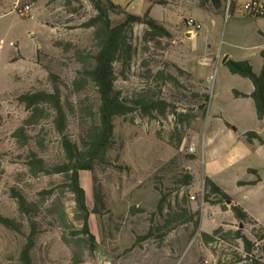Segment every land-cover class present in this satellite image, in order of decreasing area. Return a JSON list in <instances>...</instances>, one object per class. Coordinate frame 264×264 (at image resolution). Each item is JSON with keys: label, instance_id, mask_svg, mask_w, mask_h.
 Instances as JSON below:
<instances>
[{"label": "rangeland", "instance_id": "obj_1", "mask_svg": "<svg viewBox=\"0 0 264 264\" xmlns=\"http://www.w3.org/2000/svg\"><path fill=\"white\" fill-rule=\"evenodd\" d=\"M111 1L121 6L122 12L141 17L148 14L169 32L168 37L150 41L146 36L148 28L136 25L129 35L131 54L120 56L115 64L116 88L128 101L141 98L142 91L154 85L152 76L158 71L176 73L174 65L197 71L208 55L216 62L204 66L211 77L207 117L190 98L197 85L182 78L181 89L168 85L162 95L178 113L194 114L196 119L191 123L180 124L172 109L165 115L137 110L116 119L114 145L107 160L97 165L94 173L81 172L89 208L95 209L96 186L103 198L100 215L90 217L97 247L93 251L84 247L82 264H99L97 253L101 250L113 264H138L144 259L158 258L157 252L161 260L177 257L164 264H252L253 258L264 264V240L259 241L260 236L264 237L263 228L245 225L243 233L252 249L248 254L236 235L239 221L234 214L227 213L229 209L214 198L208 199L207 190L202 205L200 193L207 170L205 137L214 124V114L221 109L239 124H257L252 122L251 105L239 107L222 102L230 98L231 87L244 82L224 67L223 60L227 56L235 61L248 60L254 71L260 72L264 17L232 13L227 18V11L216 16L196 9L194 0H168L166 6L158 4L159 0H154L155 4L145 0ZM27 7L31 8V15L23 13ZM96 16L89 0H0V216L23 226L22 233H16L0 223V264H19L31 232L30 219L21 213L13 191L34 204L31 217L39 234L32 253L33 264H76L74 258L79 249L73 234L82 224L76 220L75 196L63 175L35 176L30 159L35 153L49 168L64 163V138L80 144L88 127L97 121L100 96L88 76L98 52L97 27L91 26ZM123 17L112 18L117 23ZM190 17L203 26L194 40L185 36L189 32L185 21ZM37 92H59L67 115L64 131L58 127L52 107H43L34 118L20 100ZM19 129H23V137L17 134ZM180 137L184 140L177 150L174 145ZM193 143L198 157L194 165L190 158L195 156L189 151ZM186 172L195 175L190 187L180 184ZM237 173L231 170L221 177L228 180V190L235 200L251 209L264 226V214L256 211V207H264V202L253 201L248 198V188L232 184ZM163 196L166 199L160 205ZM192 196L197 200L192 201ZM59 205L67 213L68 225H64L56 211ZM185 211L196 214L198 226L194 222L180 223L186 217ZM210 213L213 218H209ZM168 221L173 228L163 236ZM215 224L222 225L218 229L223 231L218 235L212 231ZM150 230L157 232L142 241ZM206 233L210 239L204 237Z\"/></svg>", "mask_w": 264, "mask_h": 264}, {"label": "trees", "instance_id": "obj_2", "mask_svg": "<svg viewBox=\"0 0 264 264\" xmlns=\"http://www.w3.org/2000/svg\"><path fill=\"white\" fill-rule=\"evenodd\" d=\"M95 10L97 16L91 20V26L97 27V39H98V52L94 57L95 64L88 71V76L98 89L100 96V104L98 108L97 121L92 123L86 132V136L82 142L74 143L68 137L63 140L64 150L66 152V161L60 165L49 168L46 163L40 159L35 153H32L30 159V168L35 176L41 173L49 174H61L68 181V188L75 196L77 205V217L76 220L82 224V228L77 230L73 235L75 237V245L79 249L77 255L74 258L76 264H82L84 253V247H88L90 250H95L97 247V237L92 233L90 229V217L91 215L99 216V206L103 204V198L100 195V191L97 186L95 187V209L91 210L87 203V193L81 184V172L94 173L95 167L101 163H104L109 151L114 145L115 137V121L117 118L126 117L130 113L137 110H142L148 115H152L155 112L165 115L169 109L177 116L178 122L182 125L191 123L196 116L194 114H188L185 112L178 113L177 108L170 104L166 98L163 97V89L170 85L179 90L182 88V78H186L189 81H193L197 88H192L191 101L196 106V109L204 111V115H207V106L211 99L210 87L208 81L198 79L189 73L184 68H180L174 65L176 73L169 70L158 71L153 74V86H149L148 90L142 91V97L138 100L128 101L125 99L120 91L116 88V71L115 64L120 56L130 55L132 47L129 45V35L133 33V29L136 25H145L148 28L146 36L150 41L162 39L169 36V32L157 21L148 14L145 16H136L130 13L122 12V7L114 4L111 0H89ZM149 4H155L154 0H145ZM168 0H159L157 2L161 6L168 5ZM229 0H194L193 6L202 11L221 15L228 9ZM235 2L232 0L230 5L231 14L235 13ZM124 17L117 23L114 22L113 16ZM223 16V15H222ZM225 17V16H223ZM264 16H259L262 18ZM263 59V66L259 73L255 72L251 63L245 61H235L228 59L224 64L225 67L234 75H239L244 79H248L254 85V91L251 95L240 94L235 92L237 97H249L254 101L256 112L259 120L264 121V50L261 53ZM200 90V92H199ZM186 97V96H184ZM22 103L35 114L41 111L43 107H52L57 116V125L64 131L66 128L67 115L62 106V100L59 92H37L29 93L20 97ZM201 102V106L198 105ZM206 108V109H205ZM20 137H23V129H19L17 132ZM247 140L251 143L254 139L260 142H264V139L255 132H249L246 134ZM184 137H180L174 148L179 150L182 147ZM191 161L195 160V157L190 158ZM94 180H96L94 178ZM194 182V177L191 173L186 172L182 176L180 184L183 187H190ZM246 183H241L244 185ZM250 183L249 185H253ZM205 189L207 190V198H214L217 203L224 204V208L227 210L228 206H231L236 219L239 221L240 229L236 232L238 239H241L246 247L248 254L252 253L251 243L243 233V226L250 224L256 227L257 223L249 217L244 209L234 204L233 199L226 194L217 184L212 180H205ZM16 195L17 203L22 214L29 217L31 222V232L27 237V242L24 245L19 259V264H33L32 253L36 247L38 229L35 222L31 217L33 212V205L27 201V199L20 193L13 191ZM165 196L161 198L159 204L162 205L165 201ZM56 211L59 213L64 225H68V216L64 208L59 205ZM186 217L180 223L194 222L196 226L199 222L196 220V214L191 211H185ZM0 223L7 229L16 233H22V224L16 220L4 218L0 216ZM171 221H168L164 225L165 231L163 236L168 235L173 226ZM262 229V228H261ZM158 231H161L160 229ZM223 231L222 228L217 229L214 234L218 235ZM264 231V229L262 230ZM157 231L150 230L146 235L142 236V241H145L153 236ZM206 239H210L207 234H204ZM66 239V238H64ZM264 237L260 236L259 241H263ZM136 246H133L135 248ZM252 264H263L259 258H253Z\"/></svg>", "mask_w": 264, "mask_h": 264}, {"label": "crops", "instance_id": "obj_3", "mask_svg": "<svg viewBox=\"0 0 264 264\" xmlns=\"http://www.w3.org/2000/svg\"><path fill=\"white\" fill-rule=\"evenodd\" d=\"M242 1L243 0H234L236 7L242 8V5H241ZM252 1H255V0H246L245 5ZM213 15L219 16L217 14H213ZM247 17H250V16H247ZM261 32L264 34V31H261ZM185 36L188 38L192 37L191 40H194L197 35L188 32L185 34ZM263 50L264 48L261 50V53ZM261 58H262V55H261ZM228 59H232V58L228 56ZM215 62H216V59L212 55H208L205 59L201 61V67L198 68L197 71L188 70V72L198 79H203V80L208 81L209 78H211L210 73L208 72L207 68H205L204 66H212L215 64ZM224 64L225 63L223 62V65ZM262 66H263V59H262ZM234 76H239V75H234ZM232 79L233 78H230L231 81ZM242 79L244 80V82H242V85L239 87L238 86L231 87L230 88V95H231L230 98L227 99L228 101L223 100L222 102L226 104H228V102L231 104L232 103L239 104V107L243 105H247V106L251 105L253 108V112H254V118H252V122L257 123V124L256 126L253 125L251 127H247L245 123L239 124L236 121V119H232L224 110H221V109L214 114V120H215L214 124L209 127L210 129L207 132L208 135L206 137L204 135L205 137L204 159L206 161L207 170H206L205 175L202 177L201 184L203 185L207 178L212 180L226 194H228L233 199L234 204L244 209V211L249 215V217L252 218L257 223L256 227L258 228L261 227L264 229V226L260 225V223L257 221L256 219L257 216L254 214V212L248 207L242 205L240 201L235 200L234 195H232V193H230V191L228 190V180L223 179L221 177L222 174L224 173L226 174L228 171L237 170L238 173L234 177L232 184L240 189L248 188L250 190L248 198L251 197L253 201L257 203L259 202L261 204L264 202V142H260L254 139L251 143H249L246 137L247 133L255 132L256 134H258L264 139V121L259 120L254 101L251 98L237 97L235 95V92H238L240 94H245V95H251L254 91V85L252 84V82L248 79H244V78ZM228 89H229L228 87L225 89L227 93L229 92ZM221 90L224 91L222 85H221ZM210 102H211V99H210ZM235 123L239 124L238 127L236 128L234 127ZM196 154L197 153L195 152L194 153L195 160L192 162L193 165L197 163L198 161V157ZM251 176H254V177L252 178ZM194 178H195V175H194ZM241 183H246V184L241 185ZM250 183H254V184L249 185ZM86 193L88 194L87 190H86ZM228 209L229 211L227 213H233V211L231 210V206H228ZM256 211L259 214H264V207L258 206L256 207ZM202 224H203V221H202ZM220 226L222 225L215 224V227L212 229V231H216L218 227ZM244 228L245 226H243L242 229L244 230ZM239 229H240V226H239ZM156 256L159 258L158 252ZM158 258L144 259L142 261H139L138 264H164L165 262L176 259L177 257L168 258L165 260H161Z\"/></svg>", "mask_w": 264, "mask_h": 264}, {"label": "built area", "instance_id": "obj_4", "mask_svg": "<svg viewBox=\"0 0 264 264\" xmlns=\"http://www.w3.org/2000/svg\"><path fill=\"white\" fill-rule=\"evenodd\" d=\"M231 2L232 0H229L228 2V9H227V13H226V17L228 18V16H230L231 14V11H230V5H231ZM235 13L242 16V17H247V16H252V17H259V16H264V1L262 0H255V1H252L250 3H247L244 8H241V7H235ZM24 14H27V15H31V8L30 7H27L25 9V11L23 12ZM185 26L186 28L188 29L189 33H192V34H196L197 31H200L203 26L202 24L196 20L195 18H188L186 21H185ZM189 151L191 153H195L196 152V145L195 143H193L190 148H189ZM205 185L203 186L202 190H201V197H202V200H201V203L203 205L204 203V196H205ZM191 200L192 201H196V196H192L191 197ZM203 214V213H202ZM209 218H213V213H210L209 214ZM202 219H203V215H202Z\"/></svg>", "mask_w": 264, "mask_h": 264}, {"label": "water", "instance_id": "obj_5", "mask_svg": "<svg viewBox=\"0 0 264 264\" xmlns=\"http://www.w3.org/2000/svg\"><path fill=\"white\" fill-rule=\"evenodd\" d=\"M131 12H135V9H132ZM228 60V56L224 59V63ZM98 263L99 264H113L111 258L106 255L102 250L97 253Z\"/></svg>", "mask_w": 264, "mask_h": 264}]
</instances>
